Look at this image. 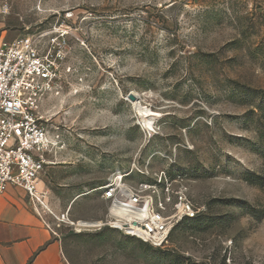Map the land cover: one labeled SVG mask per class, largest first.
I'll return each instance as SVG.
<instances>
[{
  "label": "rangeland",
  "instance_id": "1",
  "mask_svg": "<svg viewBox=\"0 0 264 264\" xmlns=\"http://www.w3.org/2000/svg\"><path fill=\"white\" fill-rule=\"evenodd\" d=\"M0 11L4 41L32 37L44 52L40 34L67 33L58 95L40 104L57 139L39 181L68 264H264V217H252L264 189L246 181L264 171V0H0ZM131 170L125 184L179 175L172 189L202 221L179 223L165 250L56 227L65 211L104 221L100 188Z\"/></svg>",
  "mask_w": 264,
  "mask_h": 264
},
{
  "label": "built area",
  "instance_id": "2",
  "mask_svg": "<svg viewBox=\"0 0 264 264\" xmlns=\"http://www.w3.org/2000/svg\"><path fill=\"white\" fill-rule=\"evenodd\" d=\"M56 32L39 35L48 37L44 52L32 37L0 46V196L9 186L18 187L43 210L47 209L46 194L38 192L36 186L48 165L46 153L57 137L52 140L44 128L40 104L47 96L58 95L59 64L65 57L62 51L67 34ZM132 171L116 172L100 188V197L107 204L104 221L93 222L92 227L80 226L79 221H70L65 211L54 216L56 227L66 225L78 232L107 227L153 248L167 249L173 229L196 218L199 210L187 198L186 188L172 189V184L181 182L179 175L171 179L162 172L151 183L125 184Z\"/></svg>",
  "mask_w": 264,
  "mask_h": 264
},
{
  "label": "crops",
  "instance_id": "3",
  "mask_svg": "<svg viewBox=\"0 0 264 264\" xmlns=\"http://www.w3.org/2000/svg\"><path fill=\"white\" fill-rule=\"evenodd\" d=\"M5 33L0 24V46L12 41H4ZM48 165H51L49 161ZM40 182L37 189L46 194L45 203L47 193L42 182L40 188ZM45 224L39 205L24 190L6 188L0 196V264H68L60 240Z\"/></svg>",
  "mask_w": 264,
  "mask_h": 264
},
{
  "label": "bare ground",
  "instance_id": "4",
  "mask_svg": "<svg viewBox=\"0 0 264 264\" xmlns=\"http://www.w3.org/2000/svg\"><path fill=\"white\" fill-rule=\"evenodd\" d=\"M134 105H135L134 106L135 109H137L139 111V113L141 114V116H142L143 123H144L143 126H145L147 128H152L153 117L156 116V114H154L153 112H151L147 108H144V107L140 106L137 103L136 99L134 100ZM119 175H120V173H119ZM38 182H37V186H38ZM37 186H36V188H37ZM78 223H79L80 226H85L86 225V227H92V225L94 224L93 222H87V221H79Z\"/></svg>",
  "mask_w": 264,
  "mask_h": 264
},
{
  "label": "trees",
  "instance_id": "5",
  "mask_svg": "<svg viewBox=\"0 0 264 264\" xmlns=\"http://www.w3.org/2000/svg\"><path fill=\"white\" fill-rule=\"evenodd\" d=\"M248 183H250L251 186L255 187V188H258L260 190H263L264 189V171H262V174L258 177V178H248V180H246ZM258 214L253 213L252 214V217H254L255 219H261L264 217V210H262L261 212H257ZM259 215V216H258ZM202 217H196L194 219H192L193 221H197V222H200L202 221ZM191 220V221H192ZM174 230V229H173ZM172 233V232H171ZM171 236V234H170Z\"/></svg>",
  "mask_w": 264,
  "mask_h": 264
},
{
  "label": "water",
  "instance_id": "6",
  "mask_svg": "<svg viewBox=\"0 0 264 264\" xmlns=\"http://www.w3.org/2000/svg\"><path fill=\"white\" fill-rule=\"evenodd\" d=\"M131 100L134 99V96L133 95H129L128 96Z\"/></svg>",
  "mask_w": 264,
  "mask_h": 264
}]
</instances>
